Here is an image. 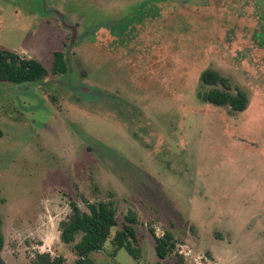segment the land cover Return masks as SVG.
Instances as JSON below:
<instances>
[{
  "label": "rangeland",
  "instance_id": "rangeland-1",
  "mask_svg": "<svg viewBox=\"0 0 264 264\" xmlns=\"http://www.w3.org/2000/svg\"><path fill=\"white\" fill-rule=\"evenodd\" d=\"M0 48L68 64L0 81L5 264H74L58 228L70 199L116 209L93 264H264V0H0ZM205 69L246 93L244 111L201 98ZM129 211L137 259L112 243ZM150 228L174 252L159 258Z\"/></svg>",
  "mask_w": 264,
  "mask_h": 264
},
{
  "label": "trees",
  "instance_id": "trees-1",
  "mask_svg": "<svg viewBox=\"0 0 264 264\" xmlns=\"http://www.w3.org/2000/svg\"><path fill=\"white\" fill-rule=\"evenodd\" d=\"M67 70L68 64L64 54L58 50L54 51L51 68L48 69L36 58L21 57L14 50L0 48V81L15 84L39 83L48 76L49 71L60 75ZM200 81L208 86V90L201 95L204 101L215 106H228L234 112L246 109L248 103L246 93L240 89L232 91L227 78L216 71L205 69L200 75ZM86 206L87 210H82L70 199V212L58 225L61 241L73 244L72 249L77 256L74 264H93L88 258L89 254L102 249L111 234V228L117 225L116 209L112 201H87ZM136 222L135 213L129 211L124 215L121 229L117 230L112 238L114 248L125 249L135 259L139 256V249L136 247L138 237L134 229ZM149 231L159 258L163 259L174 252L176 241L171 233L165 232L162 236H157L152 228ZM2 246L3 238L0 235V264H5L1 256ZM176 258L177 264H188L183 255L176 253ZM32 264H64V257L52 256L49 252H37Z\"/></svg>",
  "mask_w": 264,
  "mask_h": 264
},
{
  "label": "water",
  "instance_id": "water-1",
  "mask_svg": "<svg viewBox=\"0 0 264 264\" xmlns=\"http://www.w3.org/2000/svg\"><path fill=\"white\" fill-rule=\"evenodd\" d=\"M71 29H72V39H71V41H72L73 40V34H74V28H71Z\"/></svg>",
  "mask_w": 264,
  "mask_h": 264
}]
</instances>
